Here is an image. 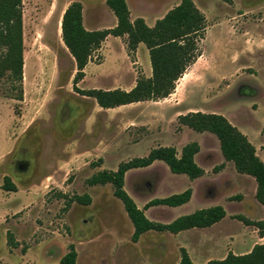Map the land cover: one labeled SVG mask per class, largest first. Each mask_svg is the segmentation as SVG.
Returning <instances> with one entry per match:
<instances>
[{
	"label": "rangeland",
	"instance_id": "374dc122",
	"mask_svg": "<svg viewBox=\"0 0 264 264\" xmlns=\"http://www.w3.org/2000/svg\"><path fill=\"white\" fill-rule=\"evenodd\" d=\"M72 1L81 3L87 29L116 22L105 0H21V100L7 96L10 84L0 77V264H60L70 243L77 264H177L181 247L193 262L203 264L264 242V234L237 217L264 218L254 178L222 157L214 134L183 130L172 109L184 101L223 114L264 162V0H193L206 27L200 55L174 94L107 109L73 88L75 63L60 31L62 13ZM179 1L127 0L130 19L140 16L151 25ZM125 41L126 36H110L95 50L76 87L127 89L146 75L145 45L128 54ZM190 141L199 143L196 161L204 169L192 183L191 208L220 204L226 215L210 227L177 234L150 230L133 242V226L111 184L89 186L86 178L154 146L173 145L179 151ZM5 175L15 191L2 189ZM187 187L186 175L171 173L160 161L129 170L124 182L146 216L162 223L180 210L145 204ZM83 193L91 196L89 205L65 206L67 197ZM7 232L18 239L15 250L7 244Z\"/></svg>",
	"mask_w": 264,
	"mask_h": 264
},
{
	"label": "trees",
	"instance_id": "16d2710c",
	"mask_svg": "<svg viewBox=\"0 0 264 264\" xmlns=\"http://www.w3.org/2000/svg\"><path fill=\"white\" fill-rule=\"evenodd\" d=\"M105 3L116 18L115 25L109 28H85L82 22V5L79 1L70 2L62 13L61 39L75 63L76 71L72 79L75 91L93 97L98 106L105 109L168 97L175 90L178 79L200 55L198 44L206 27L202 11L193 0H180L152 25H148L140 16L130 19L126 0H105ZM108 35L119 37L125 35L128 54L134 52L139 43H143L148 51L150 76L139 75L135 84L128 90L76 87L75 84L84 76V67L91 60V54L101 47V43ZM1 76H5L10 84V95L7 96L21 100L23 78L21 0H0ZM14 90L16 94H12ZM177 120L180 125H185L196 132L214 134L218 139L222 157L226 161H231L237 172L254 178L255 198L264 206V162L256 154L254 145L245 134L224 115L215 112L190 111L179 114ZM199 149V143L196 141L185 143L179 152L174 146L157 145L143 156L119 162L115 169H100L93 172L86 178V184L89 186L111 184L113 195L121 202L133 226L131 234L133 242L138 241L141 234L150 230L177 233L189 228L209 227L226 215L222 205L199 208L162 223L149 219L124 189L127 171L147 167L155 160L162 161L172 173L185 174L190 179L202 176L204 170L195 160ZM2 189L16 190L15 183L8 175L3 177ZM191 195L192 189L187 187L181 192L153 198L145 204V208L157 205L178 206L186 203ZM91 200L88 193L74 194L67 197L65 206H70L73 202L89 205ZM237 217L245 224L254 225L260 234H264V218L253 221L242 215ZM7 235L8 246L16 247L18 242L12 233L7 232ZM76 258L75 246L70 243L59 262L76 264ZM177 264L197 263L193 262L186 249L181 247ZM204 264H264V242L254 244L245 253L228 252L223 258L209 259Z\"/></svg>",
	"mask_w": 264,
	"mask_h": 264
},
{
	"label": "crops",
	"instance_id": "0c3cea01",
	"mask_svg": "<svg viewBox=\"0 0 264 264\" xmlns=\"http://www.w3.org/2000/svg\"><path fill=\"white\" fill-rule=\"evenodd\" d=\"M127 1V0H126ZM163 16V15H162ZM115 20H116V18H115ZM155 22V21H154ZM153 22V23H154ZM116 23V22H115ZM115 23H114V25H115ZM113 25V26H114ZM148 25H150V24H148ZM152 25V24H151ZM112 27V26H111ZM95 29H103V28H95ZM110 36H112V35H108L105 39H104V41L101 43V45H103V43L104 42H106L107 41V39L110 37ZM125 36V35H124ZM124 36H122V37H124ZM115 37H117V38H120L119 36H115ZM141 44H143V43H139L138 44V46H137V49H136V51L141 47ZM144 45V44H143ZM100 49V48H99ZM98 49V50H99ZM90 62V61H89ZM88 62V63H89ZM88 63L86 64V66L84 67V72H85V70H86V68H87V65H88ZM187 73V70L183 73V75L184 74H186ZM150 74H151V68H148L147 69V73H146V75L145 76H150ZM181 78V77H180ZM180 78L178 79V81H177V84H176V87H175V89L177 88V86H178V82H179V80H180ZM135 84V83H134ZM134 84H132L130 87H128L126 90H128V89H130ZM172 94H174V92H172L169 96H172ZM167 98V97H166ZM185 103L186 102H184V101H177L176 103H175V105L173 106V110H177V115H175V116H178L179 114H185V113H187V112H190V111H197L198 109L197 108H191V107H188V105H185ZM100 107V106H99ZM200 111V110H199ZM203 112V111H202ZM216 113V112H215ZM220 114V113H219ZM223 115V114H222ZM183 130H187V131H191L192 129H190L189 127H187V126H183ZM192 131H194V130H192ZM196 132V131H195ZM199 133V132H198ZM201 133V132H200ZM184 145V144H183ZM182 145V146H183ZM170 146H173V145H170ZM181 146V147H182ZM175 147V146H174ZM176 148V147H175ZM177 149V148H176ZM181 149V148H180ZM177 151H178V149H177ZM180 151V150H179ZM178 151V152H179ZM199 152V151H198ZM197 155V154H196ZM196 155H195V160H196ZM157 161H159V160H155L154 162H157ZM153 162V163H154ZM160 162H162V161H160ZM197 162V161H196ZM152 163V164H153ZM151 165V164H150ZM149 165V166H150ZM200 166V165H199ZM148 167V166H147ZM204 170V169H203ZM170 171V170H169ZM128 172V171H127ZM126 172V173H127ZM171 172V171H170ZM172 173V172H171ZM175 174H177V173H175ZM126 175V174H125ZM185 175V174H184ZM187 176V175H186ZM188 177V176H187ZM201 177H203V175L202 176H199V177H197V178H194V179H190L189 178V181H190V188L192 189V195H191V197H190V199L186 202V203H184V204H181V205H178V206H167V207H172V208H175L176 210H180V213H178L174 218H176V217H178V216H180V215H182V214H186V213H190V212H192V211H194V210H196V209H199V208H205V207H200V206H198V207H195L194 209H192L191 208V203H192V200H193V197H194V193H195V186L192 184L193 183V181L194 180H196V179H199V178H201ZM125 182V181H124ZM186 189V188H185ZM184 190V188L181 190V191H183ZM180 191V192H181ZM174 193H177V192H174ZM172 194V193H171ZM167 196V195H166ZM163 206H165V205H163ZM211 206V205H210ZM208 207V206H207ZM225 209V208H224ZM126 213V212H125ZM146 215V214H145ZM174 218H172L171 220H173ZM129 219V218H128ZM170 220V221H171ZM169 222V221H168ZM212 226V225H211ZM210 227V226H209ZM196 228V227H195ZM205 228V227H204ZM189 229H191V228H189ZM185 230H187V229H185ZM181 231H183V230H181ZM181 231H179V232H181ZM179 232H177V233H179ZM171 233V232H170ZM177 233H172V234H177ZM142 235V234H141ZM140 238V237H139ZM16 241L18 242V239H16ZM19 246V243H18V245L16 246V247H13L12 249H14L15 250V248H17ZM76 264H77V258H76ZM204 264V263H203Z\"/></svg>",
	"mask_w": 264,
	"mask_h": 264
}]
</instances>
